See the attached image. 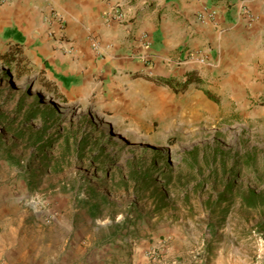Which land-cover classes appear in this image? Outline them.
Listing matches in <instances>:
<instances>
[{
  "label": "rangeland",
  "instance_id": "374dc122",
  "mask_svg": "<svg viewBox=\"0 0 264 264\" xmlns=\"http://www.w3.org/2000/svg\"><path fill=\"white\" fill-rule=\"evenodd\" d=\"M28 68L0 81L4 111L33 83ZM257 70L238 85L221 73L185 87V76L172 85L121 76L64 99L34 82L30 97L40 90L63 114L49 150L61 167L13 147L22 161L0 155V203L7 215L59 218L80 233L90 214L93 244L108 248L93 258L103 264H264V203L244 201L250 188L264 191V61Z\"/></svg>",
  "mask_w": 264,
  "mask_h": 264
},
{
  "label": "crops",
  "instance_id": "0c3cea01",
  "mask_svg": "<svg viewBox=\"0 0 264 264\" xmlns=\"http://www.w3.org/2000/svg\"><path fill=\"white\" fill-rule=\"evenodd\" d=\"M243 3L257 20L249 23L242 15ZM210 5L220 16L204 22L198 13ZM116 7L123 17L108 15ZM53 10L64 21L63 33L46 19ZM143 33L153 42L152 65L140 57ZM90 34L101 41V55L90 47ZM16 44L34 76L49 80L62 99L67 93H95L105 79L114 85L113 78L129 75L155 82L146 76L210 80L221 73L238 85L250 71L260 73L264 61V0H0V47L5 52ZM189 51L205 53L207 62L189 57ZM6 204L0 203V264H103L93 258L108 248L93 244L90 214H84L88 224L80 233L59 218L45 225L38 215H7L13 209Z\"/></svg>",
  "mask_w": 264,
  "mask_h": 264
},
{
  "label": "trees",
  "instance_id": "16d2710c",
  "mask_svg": "<svg viewBox=\"0 0 264 264\" xmlns=\"http://www.w3.org/2000/svg\"><path fill=\"white\" fill-rule=\"evenodd\" d=\"M21 50L16 44L8 50L1 53L4 64L3 72L0 75V81L12 76V71L17 70L15 77L19 80L23 79L24 74L28 71L27 64L23 61L24 57L20 55ZM28 68V69H27ZM149 79L157 83L172 85V79L154 75H147ZM33 83L30 88H26L21 92L20 97L16 101L12 112H7L2 109L3 103H0V155L8 161H15L18 165L21 164L20 155L13 154L12 148L18 147L21 143L26 147H32L34 159L40 161L42 166L48 171H57L60 169V162L53 161L49 154L59 136V123L63 118V114L58 111V106L51 102H44V95L40 90H37L36 96L30 97L31 89L34 87V82H40L48 91H52L55 95L60 93L55 89L53 91L52 84L49 80L39 76L33 77ZM192 75L187 74L183 81L185 87L189 82H192ZM30 97L31 99H27ZM10 134L12 139H19L12 144H8L5 136ZM66 152L72 150L69 137L65 141ZM82 142H77L76 150L79 152L82 149ZM75 149V148H74ZM65 157V155H64ZM141 179L140 182H144ZM225 194V192H224ZM244 201L249 206H256L259 203H264V191L257 192L254 188H250L244 196Z\"/></svg>",
  "mask_w": 264,
  "mask_h": 264
},
{
  "label": "built area",
  "instance_id": "2783aa9c",
  "mask_svg": "<svg viewBox=\"0 0 264 264\" xmlns=\"http://www.w3.org/2000/svg\"><path fill=\"white\" fill-rule=\"evenodd\" d=\"M241 12H242V15H244V17L248 20L249 23L254 22L259 17L258 14L254 13L246 3L242 4ZM108 15L109 16L116 15L117 17L124 16L123 12L120 10L119 7H116L113 10H111V12L108 13ZM219 16H220V11L218 7L215 5L205 6L203 10H201L198 13V18L204 22H215L217 18H219ZM46 19L55 20L59 27L58 31L60 33H63V30H64L63 28L65 24H64V21L62 20L60 13L57 10H53L50 14H47ZM141 39L143 42V46L145 47V52L140 57L145 62H148L149 65H152L154 61V51L152 50L153 42L152 40H150L148 33H143L141 36ZM87 40H88L90 47L93 49V51L96 54L101 55L103 53L104 48L101 44V41L96 37V35L90 34L87 37ZM188 56L191 58L196 56L197 59L200 60L201 62H207V55L200 51L199 52L189 51ZM45 220L50 221L48 219H45Z\"/></svg>",
  "mask_w": 264,
  "mask_h": 264
},
{
  "label": "bare ground",
  "instance_id": "6f19581e",
  "mask_svg": "<svg viewBox=\"0 0 264 264\" xmlns=\"http://www.w3.org/2000/svg\"><path fill=\"white\" fill-rule=\"evenodd\" d=\"M16 81V80H15ZM17 82H18V84H21L20 82H19V80H17Z\"/></svg>",
  "mask_w": 264,
  "mask_h": 264
}]
</instances>
